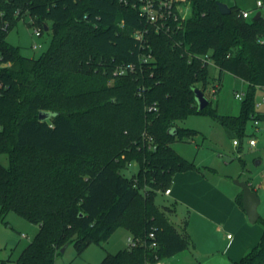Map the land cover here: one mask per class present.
<instances>
[{"label": "trees", "instance_id": "obj_1", "mask_svg": "<svg viewBox=\"0 0 264 264\" xmlns=\"http://www.w3.org/2000/svg\"><path fill=\"white\" fill-rule=\"evenodd\" d=\"M218 1L185 0L188 18L157 34L119 0H0V154L8 159L0 163V224L13 211L38 226L15 264H55L61 248L80 253L117 226L139 244L99 264H155L193 246L185 223L179 232L168 217L174 207L155 204L176 173L195 170L171 144L196 131L176 122L207 115L241 136L247 120L264 121L254 109L255 91H264V19H243L237 7L222 15ZM25 15L51 35L38 58L6 41ZM135 31L144 32L147 65L138 61ZM207 60L218 81L227 72L248 83L237 116L217 114L210 101L197 111L193 89L211 84ZM128 63L133 74L112 76ZM40 112L53 115L40 121ZM128 164L137 167L131 178L122 174ZM241 198L240 191V207ZM261 225L257 245L232 264H264Z\"/></svg>", "mask_w": 264, "mask_h": 264}, {"label": "rangeland", "instance_id": "obj_2", "mask_svg": "<svg viewBox=\"0 0 264 264\" xmlns=\"http://www.w3.org/2000/svg\"><path fill=\"white\" fill-rule=\"evenodd\" d=\"M219 1L225 3L229 8L252 10L256 0ZM35 29L31 25L30 17L25 15L7 33L6 41L12 46L19 47L23 56L38 58L48 49L51 35L42 32L41 36H35ZM34 45H36L35 49ZM207 64V74L211 84L204 95L210 101V107L215 109L219 115L237 116L245 98L248 83L227 72H223L218 81L219 72L214 67L212 60H207ZM214 84L215 92L212 94L211 90ZM200 87L201 85L197 84V88ZM235 93L241 94L242 98H235ZM263 98L264 91L257 89L254 94V103L261 102ZM257 111L264 114V102L261 103ZM255 121L253 119L246 121L241 136L228 135L217 120L207 115H189L184 120L176 122L180 128L196 131V135L187 141L173 142L171 147L184 159L193 161L195 166L193 172L203 177V181L210 188H216V191L222 193H231V191L240 190L234 181L246 182L250 188L254 189L259 199L257 212L260 220L251 224L244 215L246 225L241 231V228L234 230L224 225L225 221L211 220L210 218L211 225L207 227L206 231H210L212 234V241L209 243L215 242L218 247L213 256H217L219 260L220 256L228 249L231 238L235 239V236L239 234L246 236L248 229L262 230L261 219H264V121L257 120V124ZM250 140L254 141L253 146L249 145ZM233 141H236L237 145H234ZM0 163L5 167L8 165L6 155L0 154ZM136 171L137 167L130 165L122 170V174L126 178H131ZM174 182L175 179L172 178L171 188L174 186ZM155 204L160 208L172 205L174 211L168 214L170 221L179 232L182 231L185 223V230L195 244L194 247L189 246L179 254L164 259L162 262L165 264H206L203 260V253H205L204 247L207 246V242L202 240L203 230L198 231L200 217L197 215L199 212L196 207L175 199L173 195L165 196L161 193L156 195ZM223 214L220 212L216 214V217ZM4 221L7 224H0V260H9L6 264H15V260L23 248L34 238L38 226L26 221L13 211L7 214ZM128 236L130 234L124 227L117 226L106 242L89 243L80 253H77L72 244H69L64 252L56 258L55 264H99L107 254H116L118 251L126 249ZM214 260L211 264L216 263Z\"/></svg>", "mask_w": 264, "mask_h": 264}, {"label": "crops", "instance_id": "obj_3", "mask_svg": "<svg viewBox=\"0 0 264 264\" xmlns=\"http://www.w3.org/2000/svg\"><path fill=\"white\" fill-rule=\"evenodd\" d=\"M172 178L175 179V182L174 186L169 188L170 194L168 196L173 195L177 200L188 203V205L192 204L199 212V214H197L200 217L198 231L201 232L203 230L202 240L203 242H207V246L204 247L205 253H203V260L206 264H211L213 259L216 261L215 264H232L233 262L239 261L251 248L257 245L261 238L262 230L248 229L247 233V230L245 231L246 236L239 234L235 236V239L231 238L229 240L230 245L228 249L225 250V253L220 256V260L217 256H213V253L217 252L216 248L218 247H216L215 242L209 243V241H212V234L210 231H206V229L211 225L209 221L210 218L211 220L225 221L224 225L234 230L241 228V231L245 228V213L242 207L236 202L241 190H234L233 192L231 191V193L218 192L216 188H210V186L203 181V177L193 171L176 173ZM252 190L254 191V189ZM220 212L224 214L220 217H216V214ZM227 237H229V235H227ZM194 245L195 244H193V247Z\"/></svg>", "mask_w": 264, "mask_h": 264}, {"label": "built area", "instance_id": "obj_4", "mask_svg": "<svg viewBox=\"0 0 264 264\" xmlns=\"http://www.w3.org/2000/svg\"><path fill=\"white\" fill-rule=\"evenodd\" d=\"M124 5H131L133 8L137 9L139 15L146 20L147 23L153 26L154 32L157 34H169L173 30V25H176L175 28H179L181 22L186 20L190 15V7L185 0H119ZM259 13V19H264V0H256L255 6L252 10L240 9L238 16L243 19H253V17ZM35 36H41L40 29L36 28L34 30ZM144 32L135 31L133 36L139 42V48L143 50L142 54L138 56V61L141 65H147L149 62H152L153 58L150 53L144 52L148 49L147 45H144L143 41ZM263 42V41H262ZM36 48V45L33 46ZM136 71V64L128 63L124 65H118L114 68L112 72L113 77H121L127 74H133ZM214 87V85H213ZM214 94V88L211 90ZM235 98L241 99V94L235 93ZM264 102V98L261 102L254 104V109L258 110L261 103ZM255 124L257 122L255 121ZM147 141L151 144L152 139L147 138ZM234 145H237L236 141H233ZM249 145L253 146L254 141L250 140ZM151 149H155V146L151 144L149 146ZM132 164H128L130 166ZM163 194L168 196L170 194V189H166ZM152 236V235H150ZM128 247L133 248L139 243L137 240L132 239V237L127 238ZM151 248H155L156 244L152 243ZM155 264H165L161 260H158Z\"/></svg>", "mask_w": 264, "mask_h": 264}, {"label": "water", "instance_id": "obj_5", "mask_svg": "<svg viewBox=\"0 0 264 264\" xmlns=\"http://www.w3.org/2000/svg\"><path fill=\"white\" fill-rule=\"evenodd\" d=\"M217 8L222 15H228L230 14L231 10L230 8L225 4L220 1L216 3ZM260 17V14L257 13L254 17L253 20H258ZM47 30V28H45ZM194 99L196 102L197 106V111H202L209 105V100L205 97L204 93L199 89V88H194ZM53 114L49 112H40L39 113V120L40 121H46L48 118H50ZM234 184L238 186L242 192V209L246 215V218L249 223L254 224L257 222L259 215L257 212V207L259 205V199L253 191L249 184L246 182H239V181H234ZM65 250V247L61 248L60 253H63Z\"/></svg>", "mask_w": 264, "mask_h": 264}]
</instances>
